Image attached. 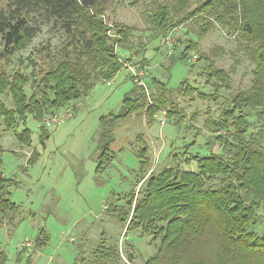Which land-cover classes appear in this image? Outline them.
<instances>
[{"label": "trees", "instance_id": "16d2710c", "mask_svg": "<svg viewBox=\"0 0 264 264\" xmlns=\"http://www.w3.org/2000/svg\"><path fill=\"white\" fill-rule=\"evenodd\" d=\"M109 1L112 0H7L4 6L0 4V59L23 51L44 24H51L69 37L66 46L56 54H46L48 59L42 64L45 66L38 69L42 75L33 79L35 89L29 97L22 85L29 79L26 73L17 71L11 76L12 81H8L5 72L1 73L0 86H8L6 93L12 96L16 108L7 109L0 101V121L5 129L24 123L28 115L40 122L41 127L44 116L53 113L52 110L75 105L97 83L110 82L124 68L123 60H131L130 55L122 59L120 49L132 50L134 56L141 54L139 64H148L143 56L146 47L128 43L130 31L125 25H116L114 32H109L102 15L104 4ZM192 3L194 7H190L191 0L153 1V7L145 10L151 36L165 38L174 28L185 25V34L199 38L217 23L228 34H238L244 41L254 65L252 85L225 97H221L218 89L215 96L211 91L194 90L203 101L218 104L223 98V113L206 117L202 122L208 131L205 144L209 153L196 152L192 158L183 159H179L178 153H169L175 165L167 164L148 175L141 169L137 182L140 186L147 184V189L140 201L136 200L129 221L153 228L152 232L160 230L156 251L144 264H264V0H192ZM185 40L184 47L169 54L171 62L189 61L188 51H198L197 41L190 37ZM30 62L37 66L35 61ZM207 66L216 83H225L224 74L213 70L210 62ZM129 74L133 87L122 98L119 112H110L99 119L95 169L99 177L107 160L113 157L110 145L116 128L131 115L143 114L147 123H151L161 111L166 122H172L177 129L186 127L185 114L178 110L171 96L172 91L184 94L186 89L181 88L188 83L184 81L170 90L147 75L144 87L138 84L139 77ZM20 131L16 136L19 142L31 141L28 138L31 130L22 127ZM193 144L192 140L189 145ZM147 150L145 142L141 152ZM140 162L147 163L148 159L140 157ZM191 162L196 165L194 170L182 167ZM6 182L0 176V217L18 207L7 197ZM128 194L132 196L126 201L130 208L133 191L130 189ZM124 212L127 214L128 210ZM119 220L124 222L126 216L120 215ZM128 257L133 259L131 254ZM6 261L0 244V264Z\"/></svg>", "mask_w": 264, "mask_h": 264}, {"label": "rangeland", "instance_id": "374dc122", "mask_svg": "<svg viewBox=\"0 0 264 264\" xmlns=\"http://www.w3.org/2000/svg\"><path fill=\"white\" fill-rule=\"evenodd\" d=\"M153 1L169 2L112 0L104 4L102 12L110 33L114 32V26L123 24L130 31L128 43L146 47L143 56L147 65L139 64L141 54L134 56L132 50L120 49L119 56L123 59L130 55L131 60H123L124 68L110 82L97 83L75 105L50 110L53 113L44 116L41 127L40 122L28 115L24 123L15 122L16 126L7 130L0 118V176L7 180L4 186L9 191L7 197L18 205L15 211L8 210L7 215L0 217V244L7 255L6 264H144L155 253L161 233L159 229L152 232L153 228L129 221L136 200L140 201L147 189V184L140 186L137 182L141 169L148 175L167 164L175 165L169 153H178L179 159L196 152L209 153L205 144L208 131L202 122L206 117L223 113V98L218 104L203 101L196 91H211L215 96L218 89L221 97H225L251 87L254 65L238 34H228L213 23L199 38L185 34V25L174 28L165 38H153L145 15V10L153 7ZM6 2L0 0L2 6ZM190 7H194L192 0ZM189 37L197 41L198 51H188L189 61L171 62L169 54L184 47ZM68 39L51 24L42 25L40 33L23 51L0 59V75L5 72L8 81H12L11 76L17 71L26 73L29 79L22 85L29 97L35 89L33 79L42 75L38 69L45 66L42 64L48 59L46 54H56ZM30 60L37 66L30 65ZM209 62L213 70H219V75L224 74L225 83H216L215 76H210ZM131 69L145 85L147 75L170 90L184 81L188 83L181 88L186 89L184 94L172 91L171 96L178 110L185 114L186 127L177 129L172 122H166L161 111L151 123H147L143 114L131 115L116 128L110 145L113 157L110 160L108 156L99 177L95 173L99 119L110 112H119L122 98L133 87ZM7 87L0 86V101L15 111ZM22 127L31 130V137L28 136L31 141L19 142L16 138ZM192 140L194 144L189 145ZM145 142L149 150L143 153L141 147ZM140 157L148 162L139 163ZM195 166L194 162L182 164L185 169L194 170ZM130 189L133 198L129 208L126 201L132 197L128 194ZM138 191L140 194L136 195ZM120 215L126 216L124 222L119 220Z\"/></svg>", "mask_w": 264, "mask_h": 264}, {"label": "built area", "instance_id": "2783aa9c", "mask_svg": "<svg viewBox=\"0 0 264 264\" xmlns=\"http://www.w3.org/2000/svg\"><path fill=\"white\" fill-rule=\"evenodd\" d=\"M131 70H132V69H131ZM132 72H133V74H134L135 77H138V76L135 74V71L132 70ZM136 80H137L138 84H141L142 86L145 87L144 83L141 82L139 78H136ZM162 124H164V119L161 120V125H162Z\"/></svg>", "mask_w": 264, "mask_h": 264}]
</instances>
